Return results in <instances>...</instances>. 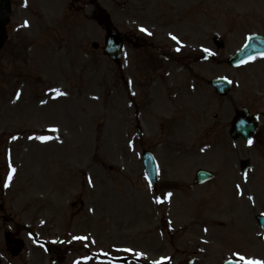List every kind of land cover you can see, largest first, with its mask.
Returning <instances> with one entry per match:
<instances>
[{
    "label": "rangeland",
    "instance_id": "374dc122",
    "mask_svg": "<svg viewBox=\"0 0 264 264\" xmlns=\"http://www.w3.org/2000/svg\"><path fill=\"white\" fill-rule=\"evenodd\" d=\"M3 18L0 264H183L211 245L264 257V144L226 132L236 109L264 112V57L224 64L264 35V0H8ZM108 28L123 37L119 63L102 51ZM214 78L232 81L226 97ZM198 168L214 178L195 185Z\"/></svg>",
    "mask_w": 264,
    "mask_h": 264
},
{
    "label": "water",
    "instance_id": "95a60500",
    "mask_svg": "<svg viewBox=\"0 0 264 264\" xmlns=\"http://www.w3.org/2000/svg\"><path fill=\"white\" fill-rule=\"evenodd\" d=\"M7 8H8L7 0H2L0 3V38L4 34V23L1 20V15L4 13V11H6ZM214 41L219 47L221 46L220 42H218L217 39H215ZM104 52L113 61H117L121 57V38L114 30L109 31V36L106 39ZM258 52H264V39L258 36H251L248 39V42L245 45V47L240 52L236 53L234 57L230 58L228 60V63L233 65L238 64L242 62L244 59ZM211 85L216 89V92L220 95L225 94L226 91L228 90V85L220 80L211 82ZM241 118L239 115H237L233 119L231 135L233 137H237L239 134H241L245 139H247L253 133L254 127L246 124L245 120H248L250 118V116L246 114V112L243 114ZM238 120L242 121L243 123L238 125ZM141 159L145 168V172L148 176V179L150 180V183L154 185L156 183V166L154 164L152 155L145 151L143 152ZM196 175H197L196 181L198 182H203L211 176L208 172L202 170H199L196 173Z\"/></svg>",
    "mask_w": 264,
    "mask_h": 264
},
{
    "label": "flooded vegetation",
    "instance_id": "af4514ba",
    "mask_svg": "<svg viewBox=\"0 0 264 264\" xmlns=\"http://www.w3.org/2000/svg\"><path fill=\"white\" fill-rule=\"evenodd\" d=\"M262 131H264V128L260 130V134ZM209 243L212 242L209 241ZM212 247L213 246H211L210 249L208 250L209 255H204L203 257H200V254H203V251L198 253L197 257L194 255L195 251H193L192 255L187 258L186 264H223L226 261H233L236 262L237 264H257V262H259V264H264V257H246L248 260H244V259L239 260L238 257H236V254H240V253L230 252L228 253L229 256L226 257L227 253L225 251L221 250L220 252H217L211 250Z\"/></svg>",
    "mask_w": 264,
    "mask_h": 264
},
{
    "label": "snow or ice",
    "instance_id": "6c2138e0",
    "mask_svg": "<svg viewBox=\"0 0 264 264\" xmlns=\"http://www.w3.org/2000/svg\"><path fill=\"white\" fill-rule=\"evenodd\" d=\"M27 26V25H26ZM140 31H142V32H146V29H143V28H141L140 29ZM172 39L173 40H176V37H172ZM177 43H179V41L177 40ZM177 51H179V48H177ZM205 51H207V50H205ZM209 55H211V53H208ZM58 95H63V93H60V92H58L57 93ZM249 144H251V141H249ZM169 196L171 195L170 193L168 194ZM158 203L160 202V201H157ZM80 239H82V238H80ZM257 264H259V262H257Z\"/></svg>",
    "mask_w": 264,
    "mask_h": 264
},
{
    "label": "bare ground",
    "instance_id": "6f19581e",
    "mask_svg": "<svg viewBox=\"0 0 264 264\" xmlns=\"http://www.w3.org/2000/svg\"><path fill=\"white\" fill-rule=\"evenodd\" d=\"M259 4H260V5H263V3H262V2H260V1H259Z\"/></svg>",
    "mask_w": 264,
    "mask_h": 264
}]
</instances>
